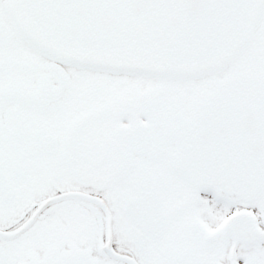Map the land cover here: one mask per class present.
I'll list each match as a JSON object with an SVG mask.
<instances>
[{
	"label": "snow or ice",
	"instance_id": "obj_1",
	"mask_svg": "<svg viewBox=\"0 0 264 264\" xmlns=\"http://www.w3.org/2000/svg\"><path fill=\"white\" fill-rule=\"evenodd\" d=\"M0 264H264V0H0Z\"/></svg>",
	"mask_w": 264,
	"mask_h": 264
}]
</instances>
